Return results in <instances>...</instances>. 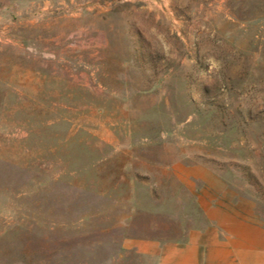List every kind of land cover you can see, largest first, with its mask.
<instances>
[{
	"label": "rangeland",
	"instance_id": "rangeland-1",
	"mask_svg": "<svg viewBox=\"0 0 264 264\" xmlns=\"http://www.w3.org/2000/svg\"><path fill=\"white\" fill-rule=\"evenodd\" d=\"M181 164L264 220V0H0V264L117 259Z\"/></svg>",
	"mask_w": 264,
	"mask_h": 264
},
{
	"label": "crops",
	"instance_id": "crops-1",
	"mask_svg": "<svg viewBox=\"0 0 264 264\" xmlns=\"http://www.w3.org/2000/svg\"><path fill=\"white\" fill-rule=\"evenodd\" d=\"M174 173L187 195L173 214L164 213L173 225L128 232L117 259L105 264H264V220L256 203L207 167L181 164Z\"/></svg>",
	"mask_w": 264,
	"mask_h": 264
}]
</instances>
